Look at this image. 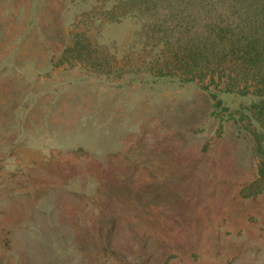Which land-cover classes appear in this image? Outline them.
I'll return each mask as SVG.
<instances>
[{"label": "rangeland", "instance_id": "374dc122", "mask_svg": "<svg viewBox=\"0 0 264 264\" xmlns=\"http://www.w3.org/2000/svg\"><path fill=\"white\" fill-rule=\"evenodd\" d=\"M128 2L0 0V264H264V74L158 75Z\"/></svg>", "mask_w": 264, "mask_h": 264}, {"label": "trees", "instance_id": "16d2710c", "mask_svg": "<svg viewBox=\"0 0 264 264\" xmlns=\"http://www.w3.org/2000/svg\"><path fill=\"white\" fill-rule=\"evenodd\" d=\"M128 5L150 43L163 44V53L174 56L157 61L153 71L158 75L222 84L216 75L230 63L226 85L231 87L237 85L236 69L242 75L251 70L264 74V0H129ZM79 46L72 44L69 50L84 62L88 54Z\"/></svg>", "mask_w": 264, "mask_h": 264}]
</instances>
